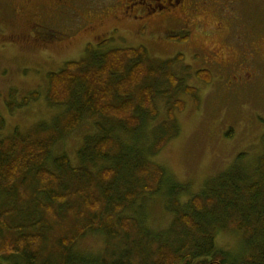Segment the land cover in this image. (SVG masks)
Returning a JSON list of instances; mask_svg holds the SVG:
<instances>
[{"label": "rangeland", "instance_id": "374dc122", "mask_svg": "<svg viewBox=\"0 0 264 264\" xmlns=\"http://www.w3.org/2000/svg\"><path fill=\"white\" fill-rule=\"evenodd\" d=\"M113 1L116 5L108 0H96L100 10L87 18L86 21H92L88 26L81 27L80 24L79 29H69V23L61 18L40 29L39 32L42 31L41 35L47 40L65 36L64 40L44 44L41 38H28L29 33H35L33 22L39 16L48 14L39 12L36 0H0V115L5 119L0 135L12 134L15 130L34 133L39 124L54 125L58 119H62L77 96L65 103L51 102L47 98L48 73L61 70L69 60L84 57L88 44L92 43L96 50L145 45L149 55L155 59L164 60L178 53L185 56L183 61L174 64L173 70L183 77L184 84L196 88V93H179L185 107L183 110L174 108L176 126H161L168 118L171 105L162 96L156 97L157 117L151 119L139 111L143 124L131 131L123 129L121 124L116 125L112 119L85 111L79 126L62 135L53 146L47 166L56 173L60 172L53 159L63 154L70 158L73 166H82L78 150L86 136L101 132L98 124L104 125L109 131V127L115 124L114 135L126 146L149 145L148 141L152 142L155 137L160 138L168 133V128L177 131L158 153L150 154V157L165 167L167 174L164 182L169 175L186 186V190L178 196L183 205L236 162L238 166L244 165L255 170L256 159L264 152V0H234L236 3L233 6H224L221 2L223 10L215 8L213 4L205 5L201 0H188L185 10L177 13L181 15L180 21L168 20L164 15L151 17L142 33V23L126 21L120 16L121 0ZM126 1L130 3L138 0ZM168 29L178 30L176 37L180 38L165 41L163 37ZM245 56L248 59L252 57V60L244 62ZM203 68L211 70V83L195 75L197 70ZM148 81L160 88L169 86L167 82L156 78H148ZM34 92H38L37 98L32 95ZM25 97L29 98L27 103L23 101ZM240 154L244 155L238 158ZM115 161L112 157L86 165L93 173H98L104 166L115 165ZM73 175L72 178L64 174L65 178L57 189L67 185L72 188L77 183L86 182L87 175L78 171ZM32 176L33 172L29 174V177ZM164 182L155 193L142 191L135 203L126 204L122 212L123 215L140 218L139 223L143 220L150 229L159 232L157 235L160 238L156 239V243L151 242V248L142 251L148 261L156 257L158 243L178 246L189 236L186 228L173 225L177 214L170 201L172 196L167 201L164 195ZM34 184L40 196L45 198L48 194L40 189L39 182L34 181ZM111 186L115 191L113 194L119 195L127 188L122 179L114 181ZM6 198V194L0 196V206ZM114 198L124 201L122 196ZM31 203L34 201L26 200L22 206ZM53 207L55 214L50 210L43 211L44 225L42 230L37 231L45 233V237L47 235L42 255L50 258L52 263H57L63 254V247L59 245L61 238L65 234L70 236L80 227L85 219L83 215L78 216L77 212L87 210L80 197L54 204ZM56 213L63 217L60 223ZM41 215L43 213L31 211L13 215L7 221L15 226L40 218ZM138 231L135 228L133 235L127 239L124 234L109 238L99 229H88L70 247V259L76 261V256H81L86 260L101 261L106 256L109 258L107 264H112L114 259L131 251L133 260L139 263L143 259L139 258V250L134 243ZM214 234L218 248L238 260L252 252L251 245L246 243L249 233L235 225L219 227Z\"/></svg>", "mask_w": 264, "mask_h": 264}, {"label": "trees", "instance_id": "16d2710c", "mask_svg": "<svg viewBox=\"0 0 264 264\" xmlns=\"http://www.w3.org/2000/svg\"><path fill=\"white\" fill-rule=\"evenodd\" d=\"M184 59L182 53L164 60L155 59L149 55L145 45L96 50L90 43L84 57L69 60L61 70L48 73L47 98L51 102L65 103L75 96L77 100L54 125L39 124L34 133L15 130L12 134L0 135V196H7L0 206V264H107L109 258L106 256L100 259L102 262L86 260L81 256H76V261L70 259L68 251L74 241L84 231L94 228L109 238L124 234L127 239L133 235L135 228L139 229L134 243L143 261L135 262L133 252L127 251L114 259L112 264H264V152L257 157L255 170L238 166L236 162L213 178L200 193L191 196L186 205L178 197L186 186L169 175L164 182L167 174L165 167L150 157L176 134L173 128H168V133L160 138L148 141L149 145L126 146L114 135L115 124L109 127L110 131L98 124L101 132L87 135L78 150L82 166H73L66 154L53 159L60 172L56 173L47 166L53 146L62 135L79 126L85 111L112 119L116 125L121 124L123 129L131 131L143 124L139 111H143L145 117H157L156 97L162 96L171 105L168 118L161 126H176L174 108L183 110L185 107L179 93H196V88L184 84L183 77L173 70L174 64ZM195 75L207 83L212 81L211 70L207 68L197 70ZM148 78L160 79L169 86L160 88ZM32 95L37 98L38 92ZM23 101L27 103L29 98L25 97ZM4 123L5 119L0 115V132ZM112 157L116 159L115 165L104 166L98 173H93L86 165ZM77 171L87 175L85 183H77L72 188L64 186V191L57 189L64 174L73 178V173ZM31 172L33 176L29 177ZM120 179L127 188L123 194L114 195L111 185ZM34 181H38L40 189L48 194L45 198L38 193ZM163 182L164 195L167 201L172 196L170 201L177 214L173 225L186 228L189 236L178 246L158 243L156 257L148 261L142 251L145 248L149 250L151 242L156 243V239L160 238L157 235L159 232L150 229L143 220L139 223L140 218L123 215L122 212L126 204L135 203L142 191L155 193L162 188ZM115 196H122L124 201H116ZM75 197H80L86 206L87 211L77 212L78 216H84L85 221L70 236L65 234L61 238L59 245L63 247V254L59 263H52L50 258L42 255L47 235L45 237V233L37 231L42 230L44 225L43 211L50 210L55 214L54 204H62ZM26 200L34 203L22 206ZM31 211L43 215L15 226L7 221L13 215ZM56 215L60 223L63 217ZM230 224L249 233L246 240L252 248L249 256L238 260L216 245L214 231Z\"/></svg>", "mask_w": 264, "mask_h": 264}, {"label": "flooded vegetation", "instance_id": "af4514ba", "mask_svg": "<svg viewBox=\"0 0 264 264\" xmlns=\"http://www.w3.org/2000/svg\"><path fill=\"white\" fill-rule=\"evenodd\" d=\"M112 2V5H116L113 0H108ZM188 0H138L136 2L128 3L126 0H121L119 3L120 6V16L123 17L126 21H139L142 23L140 28V33H142V29L147 25V20L151 17H159L164 15L165 18H169L175 22L180 21V16L177 15L179 12H183L185 7H187ZM205 3V5H214L215 8L223 10L224 6H233L236 2L234 0H201ZM221 2L223 5H221ZM37 9L41 13H48L42 16H39L32 24V29L35 31L28 34V38L31 36L39 39L41 38L43 43H50L56 40H64V37L61 38H50L47 40L41 34L42 31L39 32L40 29H45L49 24H54L57 22V19L64 18L69 23V29H79V25L81 27L88 26L92 21H86L92 13H96L100 10L96 6V0H36ZM199 4V3H198ZM216 4L218 6H216ZM221 6V7H220ZM43 8H46L45 11H42ZM50 12V13H49ZM115 14V13H114ZM119 16V17H120ZM142 19V20H141ZM168 19V20H169ZM178 30L168 29L166 36L163 39L167 42L168 39H177ZM146 34V31L143 35ZM147 36V35H146ZM171 36V37H170ZM184 35L183 37H185ZM186 40V39H184ZM252 60V57L250 58ZM248 57H244L243 61H251Z\"/></svg>", "mask_w": 264, "mask_h": 264}]
</instances>
